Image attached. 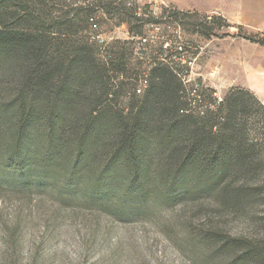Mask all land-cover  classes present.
Instances as JSON below:
<instances>
[{"label": "trees", "instance_id": "obj_1", "mask_svg": "<svg viewBox=\"0 0 264 264\" xmlns=\"http://www.w3.org/2000/svg\"><path fill=\"white\" fill-rule=\"evenodd\" d=\"M167 20L212 38L224 18L138 0H0V190L100 207L131 198L139 213L154 197L207 199L210 218L191 223L198 243L227 264H264V103L236 86L194 107L178 62L151 47ZM105 22L131 38L100 41Z\"/></svg>", "mask_w": 264, "mask_h": 264}, {"label": "rangeland", "instance_id": "obj_2", "mask_svg": "<svg viewBox=\"0 0 264 264\" xmlns=\"http://www.w3.org/2000/svg\"><path fill=\"white\" fill-rule=\"evenodd\" d=\"M138 2L155 13L166 7L224 18L219 20L222 30L212 38L171 20L150 32L155 56L178 62V75L193 88L189 97L194 107L202 109L209 92L220 101L231 87L252 90L248 85L264 58V44L256 42L264 39V0ZM98 33L100 41L131 38L126 25L111 22L103 23ZM151 47L137 43L136 51ZM146 79L139 81L137 94L147 89ZM128 101L126 95L116 100L120 107ZM205 200L164 203L154 197L139 213L138 201L131 198L100 207L83 199L66 203L51 190H0V264H227L226 256L213 257L190 233L191 223L210 218ZM117 208L127 213L118 214Z\"/></svg>", "mask_w": 264, "mask_h": 264}, {"label": "crops", "instance_id": "obj_3", "mask_svg": "<svg viewBox=\"0 0 264 264\" xmlns=\"http://www.w3.org/2000/svg\"><path fill=\"white\" fill-rule=\"evenodd\" d=\"M261 68L256 69L254 79L248 85L264 103V58L261 60Z\"/></svg>", "mask_w": 264, "mask_h": 264}]
</instances>
